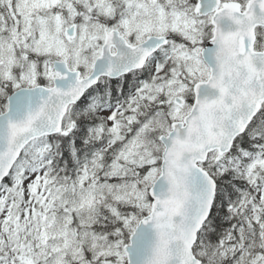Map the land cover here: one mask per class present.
Returning <instances> with one entry per match:
<instances>
[{
    "label": "snow or ice",
    "instance_id": "obj_1",
    "mask_svg": "<svg viewBox=\"0 0 264 264\" xmlns=\"http://www.w3.org/2000/svg\"><path fill=\"white\" fill-rule=\"evenodd\" d=\"M0 264H264V0H0Z\"/></svg>",
    "mask_w": 264,
    "mask_h": 264
}]
</instances>
